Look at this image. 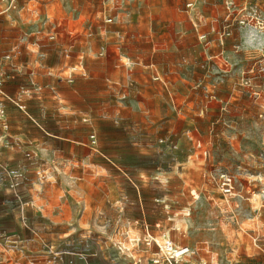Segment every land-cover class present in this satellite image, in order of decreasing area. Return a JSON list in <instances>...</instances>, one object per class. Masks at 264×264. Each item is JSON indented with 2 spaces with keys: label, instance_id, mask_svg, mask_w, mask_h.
<instances>
[{
  "label": "rangeland",
  "instance_id": "1",
  "mask_svg": "<svg viewBox=\"0 0 264 264\" xmlns=\"http://www.w3.org/2000/svg\"><path fill=\"white\" fill-rule=\"evenodd\" d=\"M185 1L25 0L0 17V78L23 105L7 119L29 135L0 264H264V0H197L190 16ZM176 38L205 45L220 99L199 95L189 126L149 53Z\"/></svg>",
  "mask_w": 264,
  "mask_h": 264
},
{
  "label": "crops",
  "instance_id": "2",
  "mask_svg": "<svg viewBox=\"0 0 264 264\" xmlns=\"http://www.w3.org/2000/svg\"><path fill=\"white\" fill-rule=\"evenodd\" d=\"M195 1L197 0H186ZM25 2L24 0L21 3ZM147 11L150 13V7L147 4ZM106 8L103 7L102 12L105 13ZM193 11V10H192ZM192 11L186 12L188 16L191 15ZM14 15V14H13ZM12 18V16L10 17ZM197 37L199 32L197 29V24L192 22ZM199 40V39H198ZM140 40H136L139 43ZM218 50H212L211 53L206 54L207 58L217 59L219 57ZM149 53L154 56L159 62H164L169 67L168 72L173 73L170 76L163 74V85L161 89L164 92L165 102H168L167 98H172L173 95H182L184 96L181 100V104L184 105L182 109H179V112H183L181 117L185 125L189 126L192 123L191 114L197 116L202 115L203 110V100L199 99V95H204V92H211L212 96L210 97L212 103L216 100L219 104L220 99L215 98L214 89L209 87V84H206L204 71L201 69V58L205 53V45L197 42L195 40H189L188 38H176V39H151L150 40V50ZM129 58L130 56L127 55ZM140 66V65H139ZM153 66V65H150ZM156 72L158 73L157 69ZM180 87V88H179ZM5 91V89H4ZM6 94L12 99H18L14 96H11L8 91H5ZM143 96L149 101H156V91L152 93L143 94ZM20 101V100H19ZM12 104L6 102V111L8 116L9 107ZM185 112V113H184ZM143 119L146 122H152V119L149 116L150 111L143 108ZM6 124L8 127L7 131H4L0 127V203L2 205L8 204L14 200L12 195V186H11V177L10 172L12 168L11 159L18 158V154L26 148V142H28V129H24L22 121L10 117L7 119Z\"/></svg>",
  "mask_w": 264,
  "mask_h": 264
},
{
  "label": "built area",
  "instance_id": "3",
  "mask_svg": "<svg viewBox=\"0 0 264 264\" xmlns=\"http://www.w3.org/2000/svg\"><path fill=\"white\" fill-rule=\"evenodd\" d=\"M21 1L23 0H0V17L2 16H8L11 17L13 14L19 11L21 8ZM25 1V0H24ZM196 6L195 1H188L185 3V12H190L194 10ZM244 10V9H243ZM247 19L239 20V23L244 25ZM104 21L106 23H110L112 19L109 16H105L104 14ZM229 36V32H223L220 36L222 38L223 36ZM53 38V37H51ZM199 40H204L205 35H199L198 36ZM11 102L15 106H17L19 109L23 108V105L20 104V101L18 99H12L10 98L6 92L4 91V86H3V81L0 78V127L4 130L7 131L8 127L6 124V116H7V111H6V102ZM95 140L92 136V143H94ZM166 252L168 254H172L174 257H178L182 254L185 253V250H175L172 246V244H167L165 246Z\"/></svg>",
  "mask_w": 264,
  "mask_h": 264
},
{
  "label": "bare ground",
  "instance_id": "4",
  "mask_svg": "<svg viewBox=\"0 0 264 264\" xmlns=\"http://www.w3.org/2000/svg\"><path fill=\"white\" fill-rule=\"evenodd\" d=\"M167 244H171L170 242H166L164 245L166 246Z\"/></svg>",
  "mask_w": 264,
  "mask_h": 264
}]
</instances>
